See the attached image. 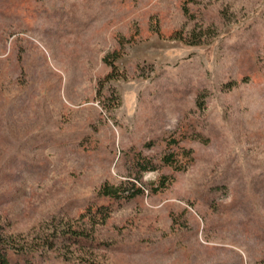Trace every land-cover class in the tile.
<instances>
[{
  "label": "rangeland",
  "instance_id": "obj_1",
  "mask_svg": "<svg viewBox=\"0 0 264 264\" xmlns=\"http://www.w3.org/2000/svg\"><path fill=\"white\" fill-rule=\"evenodd\" d=\"M190 123L208 140L143 174L158 191L101 195ZM0 241L34 264H264V0H0Z\"/></svg>",
  "mask_w": 264,
  "mask_h": 264
},
{
  "label": "trees",
  "instance_id": "obj_2",
  "mask_svg": "<svg viewBox=\"0 0 264 264\" xmlns=\"http://www.w3.org/2000/svg\"><path fill=\"white\" fill-rule=\"evenodd\" d=\"M187 127H189L188 132L177 129L176 131L171 132L168 138H165V148L160 152L156 160L142 154L141 151L131 154L125 153L124 159L129 168V173L134 174L132 183L127 187L104 186L100 192L101 195L110 199V201H121L135 198L146 191L151 194L158 191L160 186L156 185L160 184L161 187L164 186L166 177L164 175L159 176L157 178L158 183L145 182L142 180L143 174L157 171L159 167H169L175 164L177 162V156L180 153L178 150L181 149L178 147V144L180 141L184 140L185 137H193V139L195 138L199 141L208 140L207 136H204L202 132L195 128V124L190 123ZM144 145L149 147L150 144L148 145L147 143ZM76 236L79 237L80 235L77 234ZM0 264H34V262L32 261L30 253L24 252L22 249L18 248H9L8 245L0 241Z\"/></svg>",
  "mask_w": 264,
  "mask_h": 264
}]
</instances>
